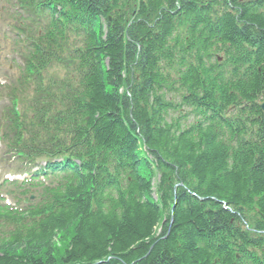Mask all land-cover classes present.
Wrapping results in <instances>:
<instances>
[{"label":"trees","instance_id":"16d2710c","mask_svg":"<svg viewBox=\"0 0 264 264\" xmlns=\"http://www.w3.org/2000/svg\"><path fill=\"white\" fill-rule=\"evenodd\" d=\"M16 2L45 32L32 59L52 44L71 66L5 128L63 177L2 209L0 264H264V149L238 143L264 140V44L239 38L264 31V0Z\"/></svg>","mask_w":264,"mask_h":264},{"label":"rangeland","instance_id":"374dc122","mask_svg":"<svg viewBox=\"0 0 264 264\" xmlns=\"http://www.w3.org/2000/svg\"><path fill=\"white\" fill-rule=\"evenodd\" d=\"M9 33L7 23L5 21V15H0V72L5 76L16 75V70L10 65L11 47L8 41ZM3 173H7V167L0 169Z\"/></svg>","mask_w":264,"mask_h":264},{"label":"water","instance_id":"95a60500","mask_svg":"<svg viewBox=\"0 0 264 264\" xmlns=\"http://www.w3.org/2000/svg\"><path fill=\"white\" fill-rule=\"evenodd\" d=\"M261 107L264 109V103H263V105Z\"/></svg>","mask_w":264,"mask_h":264}]
</instances>
